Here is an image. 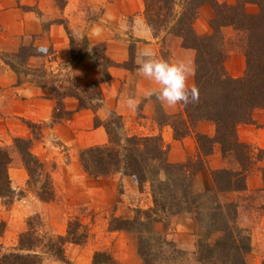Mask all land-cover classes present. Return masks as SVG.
Listing matches in <instances>:
<instances>
[{"label": "rangeland", "instance_id": "1", "mask_svg": "<svg viewBox=\"0 0 264 264\" xmlns=\"http://www.w3.org/2000/svg\"><path fill=\"white\" fill-rule=\"evenodd\" d=\"M51 1L56 9H61L66 4V0ZM138 1L142 2L141 12L143 15L142 0H137V2L136 0H126V5L128 9H132L138 6ZM19 2L20 0H0V14L4 12L6 7L12 6L14 8L17 5L15 8H19L20 12L32 10L39 20L40 27L43 29L48 28L50 22L40 16L41 12H39L37 6L25 7L21 6ZM114 2L115 0H95L89 3L87 0H76L73 15L77 25L74 26L75 30L71 31L72 34L70 33L71 36L68 37L69 41L70 39L73 40L75 51L84 48V39H87L86 33L88 31L95 29L99 33H106V36L103 35L105 36L104 39L94 40L93 42L88 41L87 56L92 68L86 65L79 67L78 63H73L72 60L68 64L54 63L51 49L44 43L39 46V41L32 35H21L20 33L16 35L15 33V35L12 34L13 39H4L2 38L3 29L7 27L11 30H17V25L11 24L9 19H4L5 24L0 22V53L4 54V56H0V148L6 147L10 151L12 163L9 168V176L12 188L18 195L11 206H4L0 199V253L11 251L17 245L18 234L26 229L27 219L37 216L41 223V232L43 231L48 236L65 235L67 223L73 219H77L86 229L88 237L82 245H65L64 250L68 264H92V256L96 251L109 253L117 264H146V262L149 264H218L216 257L212 258L210 256V251H220L221 254L225 252L224 249L218 250L221 247L215 245L217 240L223 238V232L212 231V228L216 225L211 213H213L212 209L220 207L226 213L227 205L232 204L233 206L230 207L232 209L228 210H236V212L230 218L235 221L236 227L245 230L250 237V251L244 255V260L246 264H261L264 261V190L261 172V168L264 167V152L261 153L259 150L264 149L249 144L253 153V167L246 176V190L244 192H220L216 190L211 173L210 179L213 186L208 184L207 178L197 177L200 171L194 174L191 173L193 175H190L187 180L189 185L188 195L190 197L186 196L187 199H185V196L178 191V204L184 208L183 210L171 212L166 204L165 215L161 214L162 218L159 222L150 223L146 227L136 224L132 231H111L109 224L112 215L123 220H137L145 223L141 213L153 210L152 190L158 188L157 184L153 185L150 182L140 184L135 177L122 171L110 176L93 178L81 169L78 162L79 153L94 146L106 145L109 141L104 128L99 125L96 126V120L101 123L107 120L112 121L116 118H109V114L117 113L108 111L106 118L103 120H100L98 116L92 118L94 129L101 127L102 135L90 133L91 128H70V125L68 126L70 120L54 123L55 101L49 98L47 89H39L33 83H30V76L25 77L22 72L18 75L7 65L9 62L20 64L21 60L24 64L26 57L24 55H33L30 56L26 66L30 70L44 72L45 75L43 74L38 79L48 82V86H52L53 81L62 80L65 84L72 81L83 89L92 83L86 84L85 77L90 79L94 71L97 72L98 78H104L105 72H101V67L105 71V62L108 60L105 59L104 53L108 38L119 37L120 35L121 39L127 42L128 59L130 48L135 49V40L132 36L135 20L133 16H126L122 18L121 22H118L117 17L113 15L116 10L113 6ZM235 2L236 0H226L219 3L235 4ZM106 9L110 12L103 16ZM246 10L250 14L257 12V8L252 5H248ZM199 15L204 17L202 13ZM199 15L198 17H200ZM211 32L210 29L209 32L200 33L199 36ZM223 34L226 39L223 45L226 47L227 52L225 61L227 75L234 79L240 78L245 72L246 64L243 53L237 47V36L232 29H224ZM34 44L38 45L39 48H35ZM38 49L40 51H37ZM160 50L161 58L169 61L170 52L164 43ZM12 53L23 55L16 60L10 56ZM240 55L242 60L238 61L237 56ZM240 65L244 67L243 74L232 77L231 73L234 70L237 71ZM19 70H22V68H19ZM130 86L132 87L133 84H130ZM100 94L102 97L101 92ZM91 95L96 94L92 90H88L87 96ZM46 98L53 101V111L49 118L39 120V117H42L43 114L40 116L39 111L41 109L37 105L40 100ZM151 100H153V97ZM66 103L65 110L67 108L72 109L74 103L77 107L75 112L90 110H78V102L74 98H69ZM101 104L98 108L95 107L94 102L93 106L98 110L101 108ZM96 110L90 111L95 114ZM262 114H264V109L255 110L253 115L255 124L247 125H258ZM120 117L122 118V116ZM139 117L140 115L136 114L127 126H125L122 118L126 134L141 135L138 134L139 129L137 127ZM25 120L39 123L41 126L29 130L23 122ZM152 120L155 125L166 120L159 105L154 110ZM196 125L190 134L195 141L194 135L198 133ZM212 125L214 126V133L212 136H207L210 139L215 137V125L213 123ZM55 127L58 129L57 136L53 133ZM111 128L117 133V127L111 126ZM157 135L161 136V134ZM14 137L32 140V153L44 164L46 170L51 172L55 193L53 201L43 202L36 196L35 192L39 187V183L29 182L28 174L21 159L12 148ZM162 141L165 149H167L166 143L163 139ZM196 144L198 151L194 156H187L181 164L168 162L174 166H183L189 162L197 163L201 161L202 155L197 141ZM215 146L213 145V149ZM208 156L203 158L205 167ZM260 157H262V160H258ZM232 163L233 166H227L222 170L236 171L239 166L234 160ZM193 169H196V167ZM159 180H166L164 173H160ZM41 182L43 183V180ZM231 222L232 220H229V223ZM140 237L143 239L141 247L145 254L144 257L140 254ZM169 244L175 248V251ZM198 244L202 245L205 250L202 251L201 248H198ZM204 257H210V259L206 258L207 260H205ZM42 264L66 263L46 255L43 257Z\"/></svg>", "mask_w": 264, "mask_h": 264}, {"label": "trees", "instance_id": "2", "mask_svg": "<svg viewBox=\"0 0 264 264\" xmlns=\"http://www.w3.org/2000/svg\"><path fill=\"white\" fill-rule=\"evenodd\" d=\"M142 1L144 19L156 38L161 37L165 40L168 36L177 37L181 40L182 48L195 52L194 85L199 90V102L190 103L186 107L180 104L181 110L178 114L165 116L166 120L159 122L158 125L170 126L174 139L181 140L193 132L198 122L209 121L215 125V137L210 139L196 133L194 137L202 155L201 161L174 166L167 160V152L160 135H128L124 132L122 118L115 113L109 114V118H116L112 121L107 120L101 123L96 120V126L104 128L109 141L106 145L81 151L78 158L81 169L93 178L110 176L122 171L135 177L140 184L150 182L158 185L157 190H152L153 210L141 213L145 223L137 220H123L112 215L109 224L111 231H132L136 224L146 227L150 223L159 222L162 218L161 214L165 215L166 204L171 212L183 210L184 208L178 204V191L187 199L188 177L206 168L203 158L212 153L213 145H218L222 155L231 157L239 166L236 171L211 172L216 190L244 192L246 176L253 167V153L249 144L239 140L238 128L241 125L255 124L253 118L255 110L264 109V0H236L235 4L219 3L216 0ZM205 4L213 8V16L208 22L212 32L199 36L194 30V23L200 8ZM248 5L255 6L257 12L248 13L246 10ZM224 29H232L236 34L237 47L245 58V72L237 79L229 77L225 69L227 52L223 45L226 40L223 34ZM84 40V48L76 52L73 40L70 39L73 63H79L87 56L89 42L87 39ZM22 55L10 54L12 59L16 60ZM0 56L4 54L0 53ZM24 56H26L24 64L21 60L20 64L9 62L7 65L18 75L22 72L25 77L30 76V83L39 89H47L49 98L55 101L54 123L69 121L72 118L74 112L67 111L64 107L66 98L76 99L78 110L95 111L97 108H94V102L95 107H100L102 97L99 85L110 79L108 68L122 67L127 70L136 68L134 48H130L128 61L122 64L106 61L105 71L101 67V72H105L104 78H98L83 89L72 81L65 84L62 80L53 81V85L48 86V82L38 79L44 72L30 70L26 66L30 56L33 55L25 54ZM88 90H92L96 95L87 96ZM23 122L29 130L41 126L29 120ZM111 126L117 127V133ZM32 143L31 139L14 137L12 148L20 157L29 182L39 183L35 192L36 196L43 202H50L55 198L51 172L47 171L44 164L32 153ZM259 152L263 153L264 150ZM262 157L258 160H262ZM11 163L9 149L0 148V199L4 206H11L18 196L12 188L9 176ZM194 167L196 169H193ZM261 172L264 190V167L261 168ZM160 173H164L166 180H159ZM232 206L229 204L227 208L232 209L230 208ZM228 209L226 213L221 207L212 209L211 214L216 225L212 231L223 232V238L217 240L215 245L221 247L218 250L224 249L225 252L221 254L220 251L211 250L210 256L216 257L218 264H246L244 255L250 251V237L245 230L236 227L235 221L230 218L236 210ZM229 220L232 222L229 223ZM40 225L37 216L28 218L26 229L17 236V245L11 251L0 253V264H42L43 257L46 255L68 264L65 245H82L88 237L86 229L77 219L68 221L65 235L48 236L41 232ZM141 238L139 240L140 254L144 257ZM169 246L175 251L171 244ZM198 248L205 250L199 244ZM206 258L210 259V257H204L205 260ZM92 264L117 263L109 253L96 251L92 256ZM146 264L149 263L146 262ZM261 264H264V261Z\"/></svg>", "mask_w": 264, "mask_h": 264}, {"label": "crops", "instance_id": "3", "mask_svg": "<svg viewBox=\"0 0 264 264\" xmlns=\"http://www.w3.org/2000/svg\"><path fill=\"white\" fill-rule=\"evenodd\" d=\"M87 1L89 3H92L95 0H91L92 2L90 0ZM217 1L221 2L226 0ZM19 3L21 6L25 7L37 6L39 12H41L40 16L48 20L50 24L48 28L43 29L40 27L39 20L32 10L20 12L19 8H15L17 7V5L14 8L12 6H8L4 10V12L0 14V18H2L0 22H2V24H5V20L9 19L11 24L17 25V30H11L7 27L4 28V34L2 38H12V34L15 35V33L16 35L17 33H20L21 35H32L36 40L39 41V46H41L40 44L44 43L51 49V51L53 52L52 56L54 59V63H70L72 54L68 37L71 36V31L75 30L74 26L77 25V23L74 21L75 16L73 15V11L75 10L76 6V0H66L65 6L61 9H56L51 0H20ZM113 6L116 9L113 15L117 17L118 22H121L122 18L126 16H133L135 20V26L133 28L132 36L135 40L134 65L136 66V68L135 70H127L122 67H111L108 71L110 79L99 85L100 92L102 93L101 108L98 109L95 114L90 110H81L75 112V109L77 107L74 103V107L72 109L67 108V110L75 112L72 116L73 119L68 122V126L70 125V128L74 127L75 129L91 128L92 131L90 133L102 135L103 132L101 130V127L94 129L92 125L93 117L98 116L100 120H103L106 118V114L108 113V111H114L118 115L122 116L125 122L124 124L125 126H127V124L134 119L136 114H139L140 117L139 121L137 122V127L139 129L138 134L146 136L161 134L162 139L167 145L166 150L168 161L174 164H181L186 160L187 156H194L197 153L198 148L196 141L193 137H191V135L181 140H176L173 137L172 129L170 126H158L155 125L152 120L156 106L159 105L162 113L165 116L169 117L174 116L180 112V104H178L175 108H169L157 101L155 97H153V100H151V98H145V90L149 88H155L156 85L137 75L138 65L136 61L139 58L140 54L145 51L153 53L157 58H161L160 49L163 46V43L170 52V58L168 62L183 60L184 62L190 63L194 66L195 52L191 49L182 48L181 40L177 37L168 36L163 41L160 38H156L148 28V26H145L146 23L141 12V1H138V6L132 9H128L126 0H115ZM109 12L110 11L106 9L103 16H106ZM201 13L204 15V17H201L199 15L200 17H198L194 23L195 30L198 35L200 33L204 34L205 32H209L210 28L208 22L213 16V10L210 5L205 4L199 10V14ZM12 20L13 22H11ZM103 35L106 36V33H99L98 31H95V29H92L90 32L88 31V33H86L87 40L89 42H93L94 40L99 41L102 38L104 39L105 36ZM126 43L127 42L124 39H121L120 35L119 37L114 36L113 38H108L106 40L104 53L105 59L117 64L126 62L128 60V48ZM38 45L34 44V47L39 48ZM237 58L238 61L242 60L241 55L237 56ZM90 64V60L88 56H86L77 65L79 67H83L85 65L90 66ZM243 71L244 67H241L240 65V68H238L237 71L234 70V72L231 73V76L238 77L243 74ZM91 76L92 77H90V79L88 77H85L86 84L94 82L98 79V74L96 71H94V74L92 73ZM130 84H133V86L131 87ZM193 84L194 77H189V88H191ZM128 88H130L131 90ZM125 96H132L140 100L138 110L132 112L123 104L122 98ZM68 100L69 98H66L64 100V106H66V102ZM37 106H39V109H41L39 111L40 116L43 114L42 117H39V120L49 118L50 114L53 111V101L47 98L42 99ZM262 125H264V114H262V116L260 117L258 125L240 126L238 129V136L240 141L256 145L259 148L264 149V127H262ZM196 131L206 136H212L214 133V126L210 122L200 121L196 125ZM57 132L58 129L55 127L53 133L56 134V136ZM232 161L233 160L231 158L223 156L219 146L216 145L213 149V152L207 158L205 170L200 171L197 174V177L207 178L208 184L213 186V183L210 179V173L215 170H222L224 168H227V166H233Z\"/></svg>", "mask_w": 264, "mask_h": 264}, {"label": "clouds", "instance_id": "4", "mask_svg": "<svg viewBox=\"0 0 264 264\" xmlns=\"http://www.w3.org/2000/svg\"><path fill=\"white\" fill-rule=\"evenodd\" d=\"M136 63L137 75L156 85L155 88L145 90V98L155 97L169 108H175L178 104L186 107L190 103L199 102L198 88L194 84L191 88L188 86L189 77L195 76V67L192 64L183 60L168 62L148 51L141 53ZM122 102L132 112L140 104V100L132 96L123 97Z\"/></svg>", "mask_w": 264, "mask_h": 264}]
</instances>
